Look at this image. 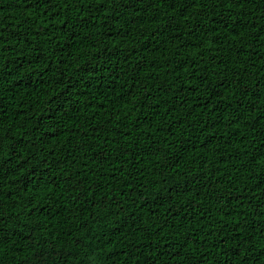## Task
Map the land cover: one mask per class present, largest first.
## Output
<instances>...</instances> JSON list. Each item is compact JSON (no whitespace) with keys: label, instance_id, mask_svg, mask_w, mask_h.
<instances>
[{"label":"trees","instance_id":"obj_1","mask_svg":"<svg viewBox=\"0 0 264 264\" xmlns=\"http://www.w3.org/2000/svg\"><path fill=\"white\" fill-rule=\"evenodd\" d=\"M0 264H264V0H0Z\"/></svg>","mask_w":264,"mask_h":264}]
</instances>
